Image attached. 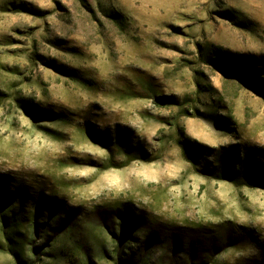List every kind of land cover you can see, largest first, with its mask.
Segmentation results:
<instances>
[{"label":"rangeland","instance_id":"obj_1","mask_svg":"<svg viewBox=\"0 0 264 264\" xmlns=\"http://www.w3.org/2000/svg\"><path fill=\"white\" fill-rule=\"evenodd\" d=\"M262 168L264 0H0V264H264Z\"/></svg>","mask_w":264,"mask_h":264},{"label":"trees","instance_id":"obj_2","mask_svg":"<svg viewBox=\"0 0 264 264\" xmlns=\"http://www.w3.org/2000/svg\"><path fill=\"white\" fill-rule=\"evenodd\" d=\"M245 161H246V168H247V170L249 169V168H256V167H250V165H251V157L250 156H248V157H246V159H245ZM257 169H259L258 167H257ZM257 171H261V172H264V168H262L261 170H257ZM217 178H220V179H223V178H226V179H228V180H231L232 182H235L236 181V179L235 178H233V177H231L230 176V174L229 175H224V176H222V175H218L217 176ZM261 182H264V180H262ZM38 220H39V218H36V220H34V221H30V223H29V225H30V230H31V228L33 229V232H34V234L35 235H37V232H39V229L37 228V224H39V222H38ZM50 222V221H49ZM46 224H49V223H46ZM46 227H48L47 225H46ZM123 237L122 238H118L117 236H114V238H115V243H114V245L115 246H117L118 245V249H117V253H118V255L120 256L119 257V260L121 261V262H123V260H124V262H129V261H131V258L132 257H134L135 255H136V253H133L131 250H130V247H129V244H131L132 242V239H129V237H127V238H125V236L128 234V231H127V229L124 227V232H123ZM128 236V235H127ZM228 238H230L229 236H228ZM8 239V241H10V238H7ZM117 244V245H116ZM130 250L131 251V258L130 259H127L126 260V258H123L122 256H121V254L123 255V256H127V254H126V250ZM187 249H189L190 251H191V253H192V255H196V253H200V252H202V250L203 249H199V247L197 246H195V243H190L189 245H188V247H187ZM76 250V249H75ZM121 252V253H120ZM19 262V261H18ZM132 262V261H131ZM211 262V261H210ZM203 264H206V263H203ZM208 264V263H207ZM252 264H261V263H258V262H254V263H252Z\"/></svg>","mask_w":264,"mask_h":264}]
</instances>
